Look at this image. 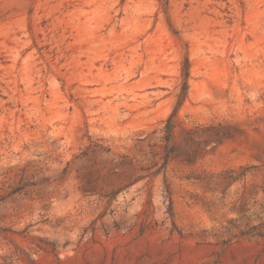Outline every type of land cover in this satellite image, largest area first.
Instances as JSON below:
<instances>
[{"label": "rangeland", "instance_id": "1", "mask_svg": "<svg viewBox=\"0 0 264 264\" xmlns=\"http://www.w3.org/2000/svg\"><path fill=\"white\" fill-rule=\"evenodd\" d=\"M0 264H264V0H0Z\"/></svg>", "mask_w": 264, "mask_h": 264}, {"label": "trees", "instance_id": "2", "mask_svg": "<svg viewBox=\"0 0 264 264\" xmlns=\"http://www.w3.org/2000/svg\"><path fill=\"white\" fill-rule=\"evenodd\" d=\"M182 77H183V85H182V91L179 96L180 102H182L186 98L189 90L190 62L188 59H186L185 61Z\"/></svg>", "mask_w": 264, "mask_h": 264}]
</instances>
